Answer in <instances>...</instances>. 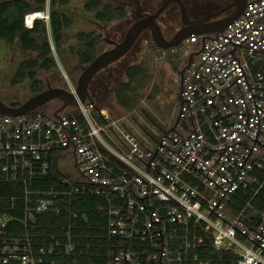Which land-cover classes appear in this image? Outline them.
I'll use <instances>...</instances> for the list:
<instances>
[{
  "label": "built area",
  "instance_id": "1",
  "mask_svg": "<svg viewBox=\"0 0 264 264\" xmlns=\"http://www.w3.org/2000/svg\"><path fill=\"white\" fill-rule=\"evenodd\" d=\"M203 39L154 44L189 65L152 135L89 101L0 115V264H264V0Z\"/></svg>",
  "mask_w": 264,
  "mask_h": 264
},
{
  "label": "rangeland",
  "instance_id": "2",
  "mask_svg": "<svg viewBox=\"0 0 264 264\" xmlns=\"http://www.w3.org/2000/svg\"><path fill=\"white\" fill-rule=\"evenodd\" d=\"M2 1V0H0ZM37 5L38 0H29ZM46 1V0H45ZM88 0H71L66 6L57 5L55 8L59 15H67L71 25L64 29L63 39L59 44L55 43L49 24H47V37L52 45L56 66L51 70L40 69L38 80L45 89L48 86L61 87L69 91H75L77 81L84 66L74 54V49L80 45L78 33L81 31H95L102 36V42L98 48L101 53L119 42L126 34L130 26L138 19L139 13H152L161 0H105L124 6L128 11V17L124 20H115L110 23L98 21L94 13L87 12L84 5ZM192 16L204 15L222 7L220 4L210 3L204 0H184ZM45 9L51 12V2H46ZM167 38H172L183 26L180 9L177 5L171 6L160 21ZM43 42V39L40 40ZM154 43L151 33L146 32L135 48L119 62L100 72L93 80L90 94L98 108L109 113L115 118L130 117V123H126L130 130H137L147 134H154L169 124L175 116V102L179 99L180 74L184 61H156L153 58ZM37 57V53L25 51L19 42L14 43L0 40V98L7 104H22L32 93V82L25 79L22 82H14L16 73L23 62ZM143 64L148 71L149 78L146 85L139 88L137 97L138 106L133 110H125L116 102V89L127 81L126 70L130 66ZM182 70V69H181ZM59 100H54L45 105V110L58 107ZM135 118V119H133ZM122 131L126 132L122 127ZM122 136V134H120Z\"/></svg>",
  "mask_w": 264,
  "mask_h": 264
},
{
  "label": "trees",
  "instance_id": "3",
  "mask_svg": "<svg viewBox=\"0 0 264 264\" xmlns=\"http://www.w3.org/2000/svg\"><path fill=\"white\" fill-rule=\"evenodd\" d=\"M70 2L71 0H51L52 9L49 27L56 44L62 41L63 31L71 25V20L66 14L59 15L55 7L57 5L66 6ZM37 3V5H33L29 0L0 1V40L7 41L8 43H14L16 40H19L25 51L37 53L36 58L22 63L14 78V82L30 79L33 83V95L45 90L38 80V71L40 69L48 71L56 66L52 45L46 35L47 24L42 20H36L33 28L25 26V16L27 14L45 10V0H38ZM84 9L87 12L94 13L98 21L105 23L124 20L128 17V11L124 6L105 0H88L84 5ZM144 14H147V12L139 13V17ZM162 17L163 15L160 21ZM78 37L80 45L74 49V54L79 59V62L83 65H88L100 54L98 53V48L102 42V36L95 31H81L78 33ZM42 39L43 42L40 41ZM176 69H178L180 74L181 69L178 67ZM126 78L127 81L120 84L116 89V102L125 110H133L139 104L137 92L139 88L146 85L149 75L146 67L140 64L130 66L126 70ZM10 105L18 106L20 103H12ZM102 203L103 201L99 198H85L83 204L81 203V206H79L80 216L86 214L89 222L94 225L98 214V204Z\"/></svg>",
  "mask_w": 264,
  "mask_h": 264
},
{
  "label": "water",
  "instance_id": "4",
  "mask_svg": "<svg viewBox=\"0 0 264 264\" xmlns=\"http://www.w3.org/2000/svg\"><path fill=\"white\" fill-rule=\"evenodd\" d=\"M204 1L223 4L224 8L200 18L192 19L184 0H161L158 7L152 13L140 16L130 26L125 36L119 42H115L111 48L97 55L90 64L82 67V73L77 81V88L75 91L49 85L47 89L33 95L18 106H11L0 98V115L13 117L27 115L54 100H59L62 103V106L56 110L55 114L67 107L77 106L79 103L84 104L87 101L91 102L99 109L90 94V86L93 80L100 72L108 69L110 66L126 57L135 48L146 32L151 33L153 43L157 47L162 49L175 48L193 35L203 36V40L212 35L218 36L229 25L234 23L249 5V0ZM173 5H177L180 9L183 26L169 39L164 33L160 18ZM198 53L200 52H193L189 56V63L193 61L194 56ZM188 65L181 70L180 89H182L181 84Z\"/></svg>",
  "mask_w": 264,
  "mask_h": 264
},
{
  "label": "flooded vegetation",
  "instance_id": "5",
  "mask_svg": "<svg viewBox=\"0 0 264 264\" xmlns=\"http://www.w3.org/2000/svg\"><path fill=\"white\" fill-rule=\"evenodd\" d=\"M214 4H218V3H214ZM220 5H222V7L219 8V9H217V10H214L213 12H216V11H218V10L224 8V5H223V4H220ZM186 6H187L188 12H189V14H190V17H191L192 19H197V18H200V17H202V16H205V15H207V14H209V13H213V12H209V13H204V15L192 16V14H191V12H190V8L188 7L187 4H186ZM106 70H107V69H106ZM51 102H52V101H51ZM47 105H48V104H47Z\"/></svg>",
  "mask_w": 264,
  "mask_h": 264
}]
</instances>
